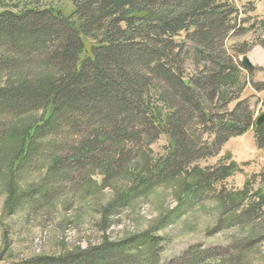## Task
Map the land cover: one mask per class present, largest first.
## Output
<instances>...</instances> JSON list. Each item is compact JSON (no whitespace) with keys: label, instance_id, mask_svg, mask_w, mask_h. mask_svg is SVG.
<instances>
[{"label":"trees","instance_id":"16d2710c","mask_svg":"<svg viewBox=\"0 0 264 264\" xmlns=\"http://www.w3.org/2000/svg\"><path fill=\"white\" fill-rule=\"evenodd\" d=\"M69 1V15L50 5L0 12V141L12 119L49 109L15 171L33 173L48 163L49 178L62 186L23 192L13 207L37 213L59 189L94 174L102 176L103 188L111 187L137 159L147 163L150 146L163 136V154L134 170L129 185L114 189L102 210L103 232L110 217L185 172L188 206L216 199L238 225L264 230V165L237 191L227 187L241 172L234 161L199 165L248 130L264 150V120L257 125L248 100L241 99L242 73L253 70L238 60L258 43L264 46V39L259 34L236 42L255 32L244 27L248 21L239 18L236 4ZM229 40L235 42L228 47ZM259 71L264 75V68ZM162 245L163 238L142 233L26 264H158ZM209 258L191 246L181 260L203 264Z\"/></svg>","mask_w":264,"mask_h":264},{"label":"rangeland","instance_id":"374dc122","mask_svg":"<svg viewBox=\"0 0 264 264\" xmlns=\"http://www.w3.org/2000/svg\"><path fill=\"white\" fill-rule=\"evenodd\" d=\"M231 1L240 10L239 18L248 21L244 27L255 29L236 42H252L259 34L264 39V0ZM42 5L53 6L64 15L72 12L69 0H0V12ZM234 42L229 40L228 47ZM243 56L248 57L254 69L251 75L242 73L245 87L241 99L248 100L253 118L257 119L264 114V75L259 71L264 68V46L258 43L250 48L238 57L240 62ZM2 84L3 77H0ZM48 113L49 109L39 110L12 119L7 135L0 141V264L55 258L76 248L85 249L105 240L117 242L142 233L163 238L158 264H184L181 258L191 246L210 253L203 264H264V230L238 225L232 219V212H226L216 199L188 206L184 193L186 172L152 189L118 216L110 217V226L102 231V210L112 199L114 189L129 185L134 170H142L150 159L163 154L167 146L163 136L150 146L147 163L137 159L132 170L121 175L111 187L103 188L102 176L94 174L82 185L70 183L59 189L58 197L37 213L26 208L15 209L13 201L23 192L52 183L57 190L62 187L49 178L48 163L33 173L19 175L15 171L19 155L39 121ZM224 158L241 168V172L227 180L228 189L237 191L261 171L264 150L257 149L253 132L248 130L242 136L229 139L218 156L199 165L212 166Z\"/></svg>","mask_w":264,"mask_h":264},{"label":"water","instance_id":"95a60500","mask_svg":"<svg viewBox=\"0 0 264 264\" xmlns=\"http://www.w3.org/2000/svg\"><path fill=\"white\" fill-rule=\"evenodd\" d=\"M241 65L243 68L247 69V70H253V65L251 64V62L249 61L247 56H243L242 60H241ZM264 120V114L260 115L257 119H256V124H260L262 121Z\"/></svg>","mask_w":264,"mask_h":264}]
</instances>
